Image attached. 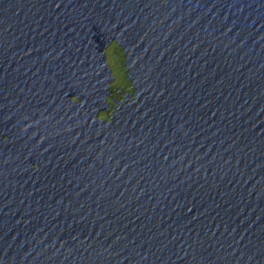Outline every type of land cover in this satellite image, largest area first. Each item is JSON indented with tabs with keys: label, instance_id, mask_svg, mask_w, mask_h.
Listing matches in <instances>:
<instances>
[{
	"label": "water",
	"instance_id": "1",
	"mask_svg": "<svg viewBox=\"0 0 264 264\" xmlns=\"http://www.w3.org/2000/svg\"><path fill=\"white\" fill-rule=\"evenodd\" d=\"M0 264H264V0H0Z\"/></svg>",
	"mask_w": 264,
	"mask_h": 264
}]
</instances>
